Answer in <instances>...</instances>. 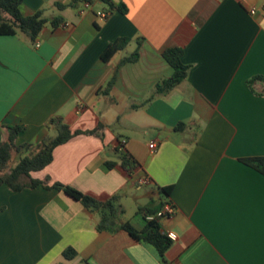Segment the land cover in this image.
<instances>
[{
  "label": "crops",
  "instance_id": "obj_1",
  "mask_svg": "<svg viewBox=\"0 0 264 264\" xmlns=\"http://www.w3.org/2000/svg\"><path fill=\"white\" fill-rule=\"evenodd\" d=\"M70 1L22 0L23 15L61 20L34 43L0 34V141L21 124L15 143L36 144L55 134L51 117L72 130L101 124L56 146L32 176L99 198L121 193L124 212L128 195L137 209L170 201L175 212L160 222L175 239L161 257L125 230L98 231L97 215L61 190L1 185L0 264H264V175L241 161L264 156V83L247 85L264 76V0H110L124 13L103 0L55 5ZM120 37L127 44L103 60ZM170 47L182 49L186 76L154 93L172 74ZM123 152L131 171L105 168ZM128 220L143 225L141 215Z\"/></svg>",
  "mask_w": 264,
  "mask_h": 264
},
{
  "label": "trees",
  "instance_id": "obj_2",
  "mask_svg": "<svg viewBox=\"0 0 264 264\" xmlns=\"http://www.w3.org/2000/svg\"><path fill=\"white\" fill-rule=\"evenodd\" d=\"M76 1L78 0H71L66 4L56 2L55 5L62 8L73 5ZM83 1L92 2V0ZM103 1L109 5L110 9H116L122 13L126 11L124 4L115 6L110 0ZM21 2L22 0H0L1 35H19L26 38L30 43H34L39 32L47 23L51 26L60 24L61 20L59 16L49 18L44 15L43 9H38L30 15H23L20 11ZM127 42L128 38L126 37H120L110 42L102 51L101 58L105 61L108 60L116 51L122 49ZM181 55L182 49L179 47H170L163 51L162 56L172 67L173 71L169 77L163 78L155 84L154 93H165L185 78L187 65L181 61ZM136 56L137 53L133 52L129 56L124 57L121 62L135 60ZM257 80L264 83V76H253L247 80V85L252 89L253 83ZM108 85H110V81ZM261 94H264V88ZM152 98L153 95L149 96L146 101ZM183 126V122H180L177 128H182ZM5 127L8 131L7 137L0 141V186L6 185L13 191H20L28 187L33 188L37 185L48 189L55 188L61 190L97 215L96 228L98 231L113 233L121 229L125 230L135 240L151 244L156 249L158 255L163 257L172 240L165 234L158 218L151 220L145 218L148 214H154L157 211L156 208L146 205L136 210L135 215H141L143 221L142 227L137 228L130 220L122 218L124 208L120 203L121 193H115L106 198H99L60 182L48 184V177L38 179L32 176L33 172L43 169L51 162L53 149L56 146L65 143L71 137L78 134H97L102 127L101 124H98L93 129L72 130L61 118L51 117L47 121L46 127L53 129L55 134L44 137L36 144L15 143L17 135L24 129L23 125H6ZM14 154L19 157L13 164L11 161ZM241 161L264 175V156L241 158ZM117 164L127 172L136 166V162L132 157L124 152L120 155L118 163L110 160L104 162V166L107 169ZM169 189L170 187H162L161 191L165 195H168ZM62 254L67 259L76 256L75 250L71 247L64 249Z\"/></svg>",
  "mask_w": 264,
  "mask_h": 264
},
{
  "label": "built area",
  "instance_id": "obj_3",
  "mask_svg": "<svg viewBox=\"0 0 264 264\" xmlns=\"http://www.w3.org/2000/svg\"><path fill=\"white\" fill-rule=\"evenodd\" d=\"M251 13H253L255 10L254 8H251L249 10ZM99 14V13H98ZM104 16V14H101ZM38 45V42H36V46ZM149 147L151 149H153L155 147V144L154 142H150L149 143ZM143 183H147L148 182V178H143ZM175 212V207L174 205L170 202V201H164L160 207L159 210H157L154 214H148L145 216V218L147 220H151V219H154V218H158L159 220L163 219V218H166V217H169L171 216L173 213ZM165 232V231H164ZM165 234L171 239H175L174 235L171 234L170 232H165Z\"/></svg>",
  "mask_w": 264,
  "mask_h": 264
},
{
  "label": "rangeland",
  "instance_id": "obj_4",
  "mask_svg": "<svg viewBox=\"0 0 264 264\" xmlns=\"http://www.w3.org/2000/svg\"><path fill=\"white\" fill-rule=\"evenodd\" d=\"M19 156H17L16 154L13 155V159L11 161V163H15L17 161ZM141 190L139 191V194H143L144 192V186L141 185ZM133 193H135V191H133ZM123 205L126 209V212H124L122 218L124 220H128L129 218L132 217V215L135 214L136 210H137V205L134 203V200L132 199L131 195L126 196V198H123ZM139 203H141V205H143V203L141 201H143V197L138 198L137 200ZM142 207V206H141Z\"/></svg>",
  "mask_w": 264,
  "mask_h": 264
}]
</instances>
